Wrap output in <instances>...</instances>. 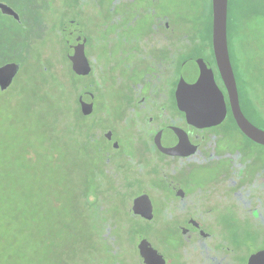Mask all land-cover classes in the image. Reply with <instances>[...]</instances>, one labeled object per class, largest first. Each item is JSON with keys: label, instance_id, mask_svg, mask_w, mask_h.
<instances>
[{"label": "flooded vegetation", "instance_id": "af4514ba", "mask_svg": "<svg viewBox=\"0 0 264 264\" xmlns=\"http://www.w3.org/2000/svg\"><path fill=\"white\" fill-rule=\"evenodd\" d=\"M164 3L77 0L53 22L38 6L37 57L11 45L6 57L16 60L0 62L17 66L12 86L25 85L17 98L27 106L11 88L0 87V103L38 122L43 146L61 141L60 123L76 125L84 149L99 143L102 167L82 200L96 229L88 239L109 261L94 255L89 264H264V143L234 116L212 46L211 0L199 25ZM2 16L9 31L28 29L21 10L0 0ZM227 47L239 109L264 131V84L245 93L228 36ZM208 69L216 90L181 89L182 78ZM54 100L69 117L49 119Z\"/></svg>", "mask_w": 264, "mask_h": 264}, {"label": "rangeland", "instance_id": "374dc122", "mask_svg": "<svg viewBox=\"0 0 264 264\" xmlns=\"http://www.w3.org/2000/svg\"><path fill=\"white\" fill-rule=\"evenodd\" d=\"M3 1L21 10L29 25L27 30L13 25L15 31H9L5 27L9 21L0 18V62L16 60L15 56L6 57L5 49L11 45L25 46L26 56L37 57L38 37L34 33L41 23L38 6L52 22L59 10L77 6V0ZM206 5L207 0H165L163 7L173 11L180 21H196L199 25L195 19H199L198 12ZM229 8V45L237 77L245 93L253 92L264 84V0H229ZM21 34L25 39L20 42ZM47 111L51 120L58 113L69 117L68 111L56 106V100L49 103ZM67 124H59L60 142L52 139L43 146L38 122L21 119L0 103V250L8 249L10 264H89L94 255L98 260L109 261L98 240L88 239L96 229L92 219H88V211H83L82 200L86 191L93 189L85 184L93 177V169L102 167L100 145L88 141L84 149L76 125ZM18 241L22 243L17 244ZM24 243L30 246L29 250Z\"/></svg>", "mask_w": 264, "mask_h": 264}, {"label": "water", "instance_id": "95a60500", "mask_svg": "<svg viewBox=\"0 0 264 264\" xmlns=\"http://www.w3.org/2000/svg\"><path fill=\"white\" fill-rule=\"evenodd\" d=\"M212 6V46L215 55L216 64L220 72L221 78L226 85L234 116L240 129L251 139L264 143V131L258 129L251 124L239 109L236 82L232 71L228 47H227V16H228V0H211ZM18 71L14 64H6L0 66V87L11 88L13 79ZM182 90L190 89L205 92L211 87H215L213 74L210 69L202 73L200 78H192L188 81L187 77L182 78Z\"/></svg>", "mask_w": 264, "mask_h": 264}, {"label": "trees", "instance_id": "16d2710c", "mask_svg": "<svg viewBox=\"0 0 264 264\" xmlns=\"http://www.w3.org/2000/svg\"><path fill=\"white\" fill-rule=\"evenodd\" d=\"M229 0H228V16H227V36L229 35L230 31H229ZM228 40H229V36H228ZM230 43V40H229ZM25 85L21 84L18 87L15 86V84L11 87V90L15 93V96L17 97V94L19 93V90L24 89ZM17 102H20L19 97L17 98ZM17 239V236H16ZM21 241H18L17 244H21ZM25 244V243H24ZM27 247V250H29V245L25 244ZM6 254H8V249L6 251H1L0 250V264H10L9 263V258L6 256Z\"/></svg>", "mask_w": 264, "mask_h": 264}, {"label": "snow or ice", "instance_id": "6c2138e0", "mask_svg": "<svg viewBox=\"0 0 264 264\" xmlns=\"http://www.w3.org/2000/svg\"><path fill=\"white\" fill-rule=\"evenodd\" d=\"M0 175H2V173H0ZM3 202V192H2V183H0V205H2ZM2 236H3V232H2V223H0V247H2Z\"/></svg>", "mask_w": 264, "mask_h": 264}]
</instances>
